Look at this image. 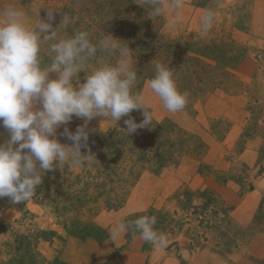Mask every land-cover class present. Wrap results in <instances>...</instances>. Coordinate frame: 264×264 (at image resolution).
Wrapping results in <instances>:
<instances>
[{
	"label": "rangeland",
	"instance_id": "obj_1",
	"mask_svg": "<svg viewBox=\"0 0 264 264\" xmlns=\"http://www.w3.org/2000/svg\"><path fill=\"white\" fill-rule=\"evenodd\" d=\"M7 5L30 26L53 10L58 38L88 31L94 43L111 35L127 44L133 91L144 97L152 124L127 135L124 120L141 123L142 109L118 122L95 117L82 167L46 171L27 202L0 198V264H195L208 254L212 264H225L240 243L244 253L248 224L264 228V0H185L183 21L171 30L170 14L152 16L143 0H0V9ZM206 9L215 21L202 33ZM41 55L50 63L47 47ZM116 59L100 54L88 73ZM157 62L189 94L187 115L169 113L148 87ZM78 76L84 83L86 73ZM84 122L73 117L66 126L75 132ZM63 127L57 138L70 144ZM7 139L0 128V144ZM244 209L254 220L240 218ZM142 215L157 218L164 249L133 231L113 238L114 224Z\"/></svg>",
	"mask_w": 264,
	"mask_h": 264
},
{
	"label": "clouds",
	"instance_id": "obj_2",
	"mask_svg": "<svg viewBox=\"0 0 264 264\" xmlns=\"http://www.w3.org/2000/svg\"><path fill=\"white\" fill-rule=\"evenodd\" d=\"M152 16L170 14L169 29L183 21L185 0H143ZM140 5V4H139ZM53 10L47 12V22L38 19L30 26L23 11L12 5L0 9V128L8 139L0 144V198L12 203L27 202L42 184L46 171L54 168H79L91 155H82L88 148V122L95 117L120 121L133 110H143L141 123L132 118L124 120L127 135L150 126L152 115L146 110L144 97L134 92L137 73L132 70V52L127 44L105 35L93 42L88 31H76L67 38H58L52 27ZM71 21L65 14L61 23ZM215 21L212 10H203L199 18L202 33L209 32ZM60 23V24H61ZM47 47L50 63L44 65L41 50ZM116 56L115 63H104L90 74L88 66L98 55ZM86 73L79 83L78 74ZM56 78H50V74ZM74 81L76 84L74 86ZM148 87L158 96L169 113L184 112L189 94L181 92L174 70L155 63V75ZM187 115L186 112H184ZM73 117L84 119L75 132L68 125ZM60 136L70 141L62 144ZM155 216L142 215L133 221L121 220L111 228L113 238L129 231L162 250L166 238L155 228Z\"/></svg>",
	"mask_w": 264,
	"mask_h": 264
},
{
	"label": "crops",
	"instance_id": "obj_3",
	"mask_svg": "<svg viewBox=\"0 0 264 264\" xmlns=\"http://www.w3.org/2000/svg\"><path fill=\"white\" fill-rule=\"evenodd\" d=\"M246 210V209H244ZM242 212V216L240 218H242L243 220L246 221H251L254 220V216L255 213H253L250 211H244ZM251 213V215H250ZM238 218V220L240 219ZM264 223V222H263ZM245 225V224H244ZM243 230L244 227H243ZM247 232L252 231V235L249 238V242L247 243V245L249 244V247H246V251L244 250L242 254H238L240 249H244L243 246H246L244 243H240V248L236 249V248H231V252H238V253H232L231 255L227 256L225 258L224 263L225 264H244V263H248V264H264V228L261 227V223L260 222H254L253 224H248V230H246ZM249 234V233H248ZM248 236V235H246ZM242 251V250H241ZM252 251H257L256 256H250L249 254ZM262 259V260H260ZM214 260L212 258V256L210 254L208 255H204L201 259L197 260L195 262V264H212ZM169 261L171 262V264H176V260L174 259H167V260H163L160 261L158 260L157 262L154 263H150V264H169ZM219 264H223L222 262H219Z\"/></svg>",
	"mask_w": 264,
	"mask_h": 264
}]
</instances>
